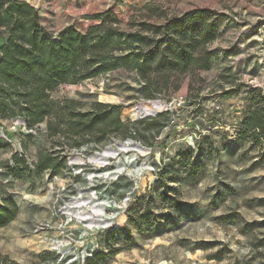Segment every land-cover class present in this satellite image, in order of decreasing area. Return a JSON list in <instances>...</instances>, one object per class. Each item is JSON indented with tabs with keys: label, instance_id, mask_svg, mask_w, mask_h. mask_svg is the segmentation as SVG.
Listing matches in <instances>:
<instances>
[{
	"label": "rangeland",
	"instance_id": "1",
	"mask_svg": "<svg viewBox=\"0 0 264 264\" xmlns=\"http://www.w3.org/2000/svg\"><path fill=\"white\" fill-rule=\"evenodd\" d=\"M26 1L55 37L67 26L85 32L107 11L121 32L156 36L195 9L206 10L215 35L202 60L167 61V80L154 60L148 85L118 68L53 90L81 111L122 106L133 127L101 144L71 145L46 122L31 129L21 115L0 116V206L19 208L0 227V254L21 264H264V133L246 126L252 114L264 122V0ZM47 155L62 166L39 170Z\"/></svg>",
	"mask_w": 264,
	"mask_h": 264
},
{
	"label": "trees",
	"instance_id": "2",
	"mask_svg": "<svg viewBox=\"0 0 264 264\" xmlns=\"http://www.w3.org/2000/svg\"><path fill=\"white\" fill-rule=\"evenodd\" d=\"M96 17L101 23L85 32L67 26L55 37L42 23L39 10L28 1L0 0V36L7 35L0 47L1 118L21 115L31 129L46 122L53 133L68 134L71 145L101 144L107 134L124 135L133 127L121 119L122 106L96 102L92 109L81 111L76 100L52 98L53 90L60 84H75L118 68L136 70L148 85L155 81L150 77L154 60L155 74L167 80L166 71H161L167 61L174 66L202 60L206 57L199 51L202 44L215 35V26L207 23L204 9L173 17L154 28V35L164 33L159 40L143 28L121 32L114 26L118 18L109 11ZM163 44L167 50L162 49ZM124 49L127 52L116 53ZM246 126L264 133V122L258 114L247 118ZM16 161L22 160L16 156ZM61 166L51 155L42 156L36 164L39 170ZM18 212L13 200L1 205L0 227L11 223ZM0 264L21 263L0 254Z\"/></svg>",
	"mask_w": 264,
	"mask_h": 264
},
{
	"label": "built area",
	"instance_id": "3",
	"mask_svg": "<svg viewBox=\"0 0 264 264\" xmlns=\"http://www.w3.org/2000/svg\"><path fill=\"white\" fill-rule=\"evenodd\" d=\"M109 220V222H111L112 221V223L111 224H109V222H107L106 223V227H110V226H112V224H113V221H114V218L113 219H108ZM58 252L60 253V254H62L63 256H65L66 254H67V246H63L62 244H60V245H58ZM94 251V248H91V247H89L84 253H83V260H84V262L85 261H87L88 260V258H90V257H93V252ZM75 260L76 259H70V260H68V262L66 263V264H74L75 263Z\"/></svg>",
	"mask_w": 264,
	"mask_h": 264
},
{
	"label": "bare ground",
	"instance_id": "4",
	"mask_svg": "<svg viewBox=\"0 0 264 264\" xmlns=\"http://www.w3.org/2000/svg\"><path fill=\"white\" fill-rule=\"evenodd\" d=\"M103 208H105V205L104 204H101ZM86 214H84V212H81L80 213V217H84ZM72 217V220L69 222V224H73V225H76V223H74V220H73V216H70ZM107 222H109V220H107Z\"/></svg>",
	"mask_w": 264,
	"mask_h": 264
},
{
	"label": "water",
	"instance_id": "5",
	"mask_svg": "<svg viewBox=\"0 0 264 264\" xmlns=\"http://www.w3.org/2000/svg\"><path fill=\"white\" fill-rule=\"evenodd\" d=\"M100 102H103V101H100ZM103 103H106V102H103Z\"/></svg>",
	"mask_w": 264,
	"mask_h": 264
}]
</instances>
